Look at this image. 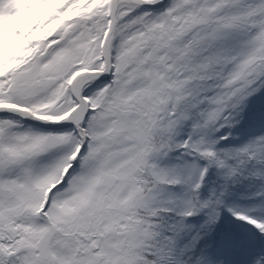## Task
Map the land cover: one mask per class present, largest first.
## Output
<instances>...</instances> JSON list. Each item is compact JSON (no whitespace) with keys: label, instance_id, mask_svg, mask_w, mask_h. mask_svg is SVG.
<instances>
[{"label":"snow or ice","instance_id":"snow-or-ice-1","mask_svg":"<svg viewBox=\"0 0 264 264\" xmlns=\"http://www.w3.org/2000/svg\"><path fill=\"white\" fill-rule=\"evenodd\" d=\"M0 264H264V0H0Z\"/></svg>","mask_w":264,"mask_h":264}]
</instances>
